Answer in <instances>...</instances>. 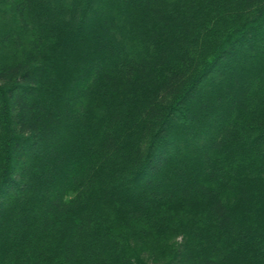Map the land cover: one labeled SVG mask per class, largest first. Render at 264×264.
<instances>
[{
  "label": "trees",
  "instance_id": "obj_1",
  "mask_svg": "<svg viewBox=\"0 0 264 264\" xmlns=\"http://www.w3.org/2000/svg\"><path fill=\"white\" fill-rule=\"evenodd\" d=\"M0 264H264V0H0Z\"/></svg>",
  "mask_w": 264,
  "mask_h": 264
}]
</instances>
